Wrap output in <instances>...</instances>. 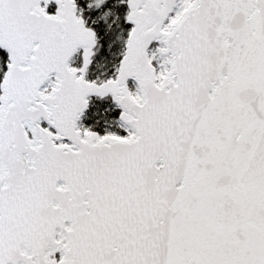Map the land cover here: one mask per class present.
<instances>
[{
	"label": "snow or ice",
	"instance_id": "obj_1",
	"mask_svg": "<svg viewBox=\"0 0 264 264\" xmlns=\"http://www.w3.org/2000/svg\"><path fill=\"white\" fill-rule=\"evenodd\" d=\"M0 264H264V0H0Z\"/></svg>",
	"mask_w": 264,
	"mask_h": 264
}]
</instances>
